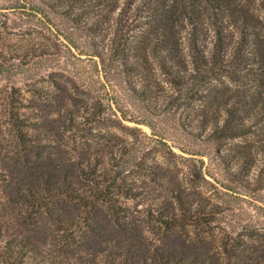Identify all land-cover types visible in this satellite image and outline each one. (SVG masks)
I'll use <instances>...</instances> for the list:
<instances>
[{
  "label": "rangeland",
  "instance_id": "1",
  "mask_svg": "<svg viewBox=\"0 0 264 264\" xmlns=\"http://www.w3.org/2000/svg\"><path fill=\"white\" fill-rule=\"evenodd\" d=\"M57 1L0 0L3 244L15 239L26 251L35 250L25 264H75L59 256L54 238L61 222L72 217L76 232L85 229L82 209L56 206L49 218L16 201L21 190L29 194L27 189L57 167L64 178L69 170L63 168L71 163L72 170L97 167L110 173L81 178L80 186L88 190L124 178L133 190L130 197L119 196L126 220L141 225L156 246L164 242L179 249V240L167 237L159 218L180 216L181 199L194 212L217 207L211 224H194L185 233L199 234L217 253L234 249L238 240L244 244L239 251L255 247L264 256V0H223L235 76L185 84L156 58H150L148 69L137 64L141 28L134 11L121 5L76 15ZM197 2L199 44L187 23L174 38L178 50L171 62L182 66L186 80H197L195 48L209 55L218 43L208 17L211 0ZM235 18L250 20L258 38L237 29ZM206 119L238 132L215 139ZM38 167L43 171L35 174Z\"/></svg>",
  "mask_w": 264,
  "mask_h": 264
},
{
  "label": "trees",
  "instance_id": "2",
  "mask_svg": "<svg viewBox=\"0 0 264 264\" xmlns=\"http://www.w3.org/2000/svg\"><path fill=\"white\" fill-rule=\"evenodd\" d=\"M56 4L61 5L60 9L76 10L78 12H75L76 15L82 12L91 15L95 9L101 13L111 12V9L121 5L129 11H134L136 13L133 14L134 21H139L136 27L141 28L138 34L139 45L135 46L137 64L144 69L149 68V60L153 57L158 59L164 70L176 74L174 76L177 80L184 84L199 82L200 79H206V82L217 80L225 76V73L235 76L234 63L232 64L228 58L230 44L223 25L228 11L223 0H211V12L208 15L218 40L215 50L206 55L200 47L195 48L194 69L198 74L197 80L192 78L186 80V77H181V72L184 71L182 66H178L177 63L174 67L171 62L174 61L178 50V42L177 39L174 41V38L180 33V29L184 28V23L192 28L195 46L203 36L200 23L202 13L197 0H58ZM252 24L248 19L242 21L235 18L233 21V25L241 32L258 38L257 28ZM249 55L253 56L249 59L256 60V56ZM255 55H258V58L261 56ZM99 58L104 61L102 57ZM205 122L206 125L211 124L215 128L213 136L215 139L218 134L225 136L227 133L238 132L235 127L229 131L227 128L224 130L216 121L206 119ZM73 168L75 164L69 163L64 166V172L69 170L64 178L59 174L62 169L55 168L40 183L27 189L29 194L24 195V191L21 190L16 200L17 204L37 208L40 216L45 214V217L49 218L53 217L56 206L68 205L78 211L82 209L85 214V229L76 232L73 229L75 218L72 217L61 222L64 225L60 226L58 233L55 234L56 251L59 252V256L63 254L66 260L75 264H96L101 259L109 264H225L224 260L229 258L234 261L233 264H264V256H261L255 247L245 246L242 251L250 253L248 255L241 253L237 247L244 244L238 240H235L237 245L235 244L234 249L225 248L217 253L213 248L204 245L207 242L199 234L193 236L185 233L186 227H193L194 224L196 227L211 224L217 215L215 209L217 207L213 206L211 209L203 207L199 212H194L193 207L181 199L180 216L173 214L171 217L159 218L167 237L173 235L179 240V249H171L164 245V242L163 245L156 246L149 241L141 225L126 220L124 214L126 209L120 205L119 196L130 197L133 190L124 178L115 177L104 181L102 188L97 186L88 190L80 186L81 178L97 179L102 176L107 178L110 173L106 170L98 172L97 167L88 170L81 168L72 170ZM42 171L43 169L38 167L35 174ZM53 220L59 221L58 218ZM3 237L1 234L0 264H25V258L30 256L29 251L31 255L35 253V250L26 251L25 246L18 244L15 239L3 244ZM59 256L50 257L59 259Z\"/></svg>",
  "mask_w": 264,
  "mask_h": 264
}]
</instances>
